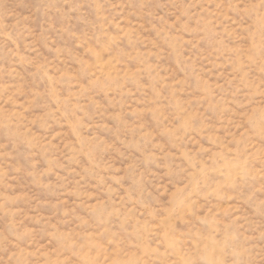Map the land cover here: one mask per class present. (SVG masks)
Returning <instances> with one entry per match:
<instances>
[{"label":"rangeland","instance_id":"1","mask_svg":"<svg viewBox=\"0 0 264 264\" xmlns=\"http://www.w3.org/2000/svg\"><path fill=\"white\" fill-rule=\"evenodd\" d=\"M0 264H264V0H0Z\"/></svg>","mask_w":264,"mask_h":264}]
</instances>
